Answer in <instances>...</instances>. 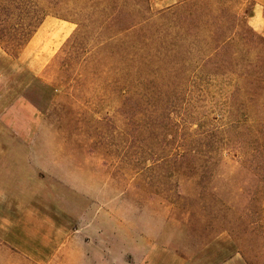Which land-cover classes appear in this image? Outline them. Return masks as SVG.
Instances as JSON below:
<instances>
[{"label": "rangeland", "instance_id": "rangeland-1", "mask_svg": "<svg viewBox=\"0 0 264 264\" xmlns=\"http://www.w3.org/2000/svg\"><path fill=\"white\" fill-rule=\"evenodd\" d=\"M35 1L0 44V264H170L219 234L264 264L253 0Z\"/></svg>", "mask_w": 264, "mask_h": 264}, {"label": "trees", "instance_id": "trees-1", "mask_svg": "<svg viewBox=\"0 0 264 264\" xmlns=\"http://www.w3.org/2000/svg\"><path fill=\"white\" fill-rule=\"evenodd\" d=\"M4 1L5 4L0 1V44L7 52L13 53L29 41L47 11L38 7L35 0ZM187 157L191 161L184 153L177 158L186 162Z\"/></svg>", "mask_w": 264, "mask_h": 264}, {"label": "crops", "instance_id": "crops-1", "mask_svg": "<svg viewBox=\"0 0 264 264\" xmlns=\"http://www.w3.org/2000/svg\"><path fill=\"white\" fill-rule=\"evenodd\" d=\"M253 9L248 24L264 36V0H253ZM143 260L141 264H149ZM170 264H247L241 253L222 234L201 246L192 257L169 262Z\"/></svg>", "mask_w": 264, "mask_h": 264}]
</instances>
